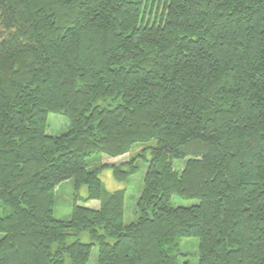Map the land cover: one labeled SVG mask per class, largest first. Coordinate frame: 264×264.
Returning a JSON list of instances; mask_svg holds the SVG:
<instances>
[{"label": "trees", "instance_id": "16d2710c", "mask_svg": "<svg viewBox=\"0 0 264 264\" xmlns=\"http://www.w3.org/2000/svg\"><path fill=\"white\" fill-rule=\"evenodd\" d=\"M51 113L70 129L48 133ZM151 139L127 224L101 170L126 181L134 159L87 158ZM0 200V264H87L94 245L98 264H180L184 237L199 264H264V0H0Z\"/></svg>", "mask_w": 264, "mask_h": 264}, {"label": "rangeland", "instance_id": "374dc122", "mask_svg": "<svg viewBox=\"0 0 264 264\" xmlns=\"http://www.w3.org/2000/svg\"><path fill=\"white\" fill-rule=\"evenodd\" d=\"M70 129V119L63 114L51 113L48 117L47 132L52 135H60ZM156 139H151L147 142H137L133 145L129 154L116 158L107 155L94 154L87 158L89 169L99 166L100 163H123L130 158L134 159L135 165L138 167L136 173L132 174L128 180L121 181L115 178L111 168H103L101 170V178L107 190L114 191L118 189L126 190L125 199V223L135 221L138 217L137 201L143 188L144 176L148 163L139 155V153L149 146L156 145ZM185 159H175L174 164L181 169L185 164ZM75 182L74 179H68L60 183L55 189V205L54 214L57 218L70 220L75 203ZM88 189L86 185H82L79 189V198L77 204L89 208L98 209L100 200L86 199ZM199 202L198 199L183 198L178 195H173L172 204L174 206H192ZM8 211V207L0 200V215H4ZM4 233H0V238ZM83 240H88L87 236H83ZM98 245L92 248L91 256L87 264H98ZM199 239L196 237H184L181 239L180 264H199Z\"/></svg>", "mask_w": 264, "mask_h": 264}]
</instances>
